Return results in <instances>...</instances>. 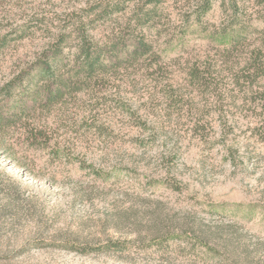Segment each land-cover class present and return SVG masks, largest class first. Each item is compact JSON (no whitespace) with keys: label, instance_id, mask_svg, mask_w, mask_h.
Masks as SVG:
<instances>
[{"label":"rangeland","instance_id":"rangeland-1","mask_svg":"<svg viewBox=\"0 0 264 264\" xmlns=\"http://www.w3.org/2000/svg\"><path fill=\"white\" fill-rule=\"evenodd\" d=\"M263 96L264 0H0V264H264Z\"/></svg>","mask_w":264,"mask_h":264},{"label":"trees","instance_id":"trees-1","mask_svg":"<svg viewBox=\"0 0 264 264\" xmlns=\"http://www.w3.org/2000/svg\"><path fill=\"white\" fill-rule=\"evenodd\" d=\"M143 46L142 47H144V48H146V45H144V44H142ZM236 45L237 44H234V46L236 47ZM232 47V48H235V47ZM82 53H83V57H84V59H85V68H86V70L88 71V72H90V73H92V72H94V71H96V70H98L99 68H101V67H104L103 65H104V63L101 61V56H100V54H92V53H90V50H88V49H86V48H84L83 50H82ZM260 56L259 57H256L255 58V60H254V63L255 64H252L251 66H253V72L254 73H258L259 71H260V69L263 67L262 65L263 64H261V61H260ZM45 73L46 74H50V70L49 69H47L46 71H45ZM205 75H203V73H198L197 72V76H196V74H195V78H197L198 79V81H199V83H201L202 81L205 83ZM56 96V95H55ZM264 97V96H263ZM262 104H261V107H262V112H264V98H263V100H262V102H261ZM264 121H262L261 122V124H262V127H264Z\"/></svg>","mask_w":264,"mask_h":264}]
</instances>
